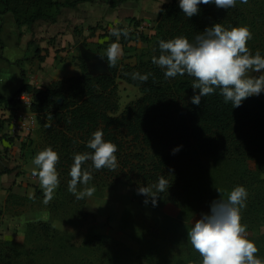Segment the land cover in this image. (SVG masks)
I'll return each mask as SVG.
<instances>
[{
	"label": "rangeland",
	"instance_id": "1",
	"mask_svg": "<svg viewBox=\"0 0 264 264\" xmlns=\"http://www.w3.org/2000/svg\"><path fill=\"white\" fill-rule=\"evenodd\" d=\"M169 2L127 1L116 8H110L107 0H91L79 3L75 8H61L54 22L37 20L32 25L22 27L16 26L12 15L8 14L0 20V38L4 43L3 51L0 50V75L7 77L9 84L6 86L9 90L15 85L14 77L20 69L24 70L26 82L29 83L30 79L36 87L51 86L53 80L81 73L78 57L82 58L92 75L107 73V63L103 56L109 45L117 39L111 35L113 28L128 33L119 38L122 48V55L116 63L119 69L124 64L149 62L154 55L151 48L159 10ZM141 24L143 28H140ZM37 49L40 53H35ZM115 82L118 110L114 115H118L140 98L142 92L139 86L118 76ZM255 96L264 101V92ZM10 109L32 115L35 124L29 133H14L8 123L6 126L3 120L0 121V160L5 162L1 169L4 171L0 172V176L3 175L0 177V239L14 241L19 247L29 249L37 242L35 236L27 235L26 225L43 221L65 235L62 242L64 255L60 256L59 264H80V261L105 264V260L112 257L104 250L81 247L80 243L89 233L105 235L123 244L129 251L123 254L124 249L120 250L122 255L118 260L123 261V264H179L186 257L198 253L190 242L185 241L187 231L195 220L210 210V206L203 210L189 207L183 212L181 207L168 199L167 189L157 195L155 206L150 196L138 194L140 187L154 185L157 181L146 179L136 166L143 165L145 171H150L152 164L166 153L161 142L155 141L145 146L124 131H116V139L120 142L115 154L117 167L115 170H98L92 174V180L87 185L78 184V190L95 187L91 197L80 200L68 191L71 165L64 158L65 153L53 148L59 153L56 168L60 183L53 191L52 198L45 203V191L39 178L33 175L36 167L33 158L39 151L51 146L44 131L46 119L38 118L28 107H22L19 101L15 108ZM61 161L63 165L59 166ZM197 163L191 162L183 168L194 184L188 192V201L191 202L193 197L211 187L216 189L218 198V189L225 196L231 191L226 180L219 178L222 173L224 177V172L226 175H234L238 171V168L233 169L234 164L223 163L213 157H202L199 160L200 167L196 166ZM262 166L263 169L253 161L245 171H260L258 176L264 179V163ZM167 172L172 180L178 182L177 169ZM145 200L148 202L145 203ZM81 210L90 214L88 221L80 223ZM262 234L264 214H259L255 225L247 228L246 235L249 238ZM38 243L42 245V241ZM199 257L200 254L196 260ZM53 259V256L48 255L45 264L53 263Z\"/></svg>",
	"mask_w": 264,
	"mask_h": 264
},
{
	"label": "trees",
	"instance_id": "2",
	"mask_svg": "<svg viewBox=\"0 0 264 264\" xmlns=\"http://www.w3.org/2000/svg\"><path fill=\"white\" fill-rule=\"evenodd\" d=\"M87 1L91 0H0V20L10 13L16 26L32 25L37 20L54 22L61 8H75L77 4ZM107 1L110 8H116L127 1L138 0ZM158 15L151 48L156 56L160 54L159 40L183 35L193 41L196 35L215 23L225 27L248 25L253 37L247 46L253 54L259 50L264 55V0H247L245 4L238 0L236 7L229 9L200 5V11L190 18L182 13L178 0H170L161 6ZM3 49L4 43L0 38V50ZM35 53L40 52L37 49ZM103 58L107 63V73L92 75L82 58L78 57L81 63L79 75L53 80L51 86L46 87H36L26 82L24 70L20 69L19 88L9 97L0 94V107L16 106L17 96L23 91L30 94V111L38 118L45 117L46 138L52 148L65 153L64 158L70 165L75 154L94 151L86 145L97 129H102L104 139L117 146L120 142L116 139V131H124L145 146L155 141L161 142L166 153L152 164L151 170L145 171L143 165L136 167L152 182L165 176L170 183L168 199L181 207L183 212L189 207L203 210L218 199L216 189L211 187L193 197L191 202L188 201V192L194 184L184 173V165L196 161V166L200 167L199 160L202 157H213L223 163L234 164L233 169L238 168V171L234 175H226L224 172V177L222 173L219 179L226 180V185L231 188L236 185L247 188L248 198L242 210V223L247 228L254 226L258 215L264 214V179L258 176L260 171L251 172L248 169L246 172L245 169L253 161L263 169L264 101L252 95L244 99L240 106L232 108L230 103L224 102L217 89L215 93L202 97L200 104L195 105L191 97L199 90L192 88L193 77L185 74L166 79L164 70L151 61L138 65L124 64L119 69L116 64L113 66L108 62L106 55ZM133 72L148 73L149 79L146 82L133 80ZM117 76L139 86L142 96L126 106L120 114L114 115L118 110ZM176 146H180L179 151L172 154ZM58 165L62 166L63 162ZM82 168L91 174L98 171L90 159ZM104 169L107 168L99 170ZM173 169L178 170V182L172 180L167 172ZM89 217L87 212L79 211L80 223L88 221ZM26 226L27 235L35 236L37 244L25 249L14 241L0 239V264H45L48 255L54 257V264H59L60 256L64 255L62 242L65 235L43 221L28 223ZM249 238L255 241L259 249L256 255L264 258V234ZM39 241H42V245ZM185 241L189 242L187 237ZM80 244L82 248L106 251L112 257L109 256L105 264H123V261L118 260L122 255L120 250L124 249L123 254L129 253L123 244L101 234L89 233ZM198 255L196 253L195 256L186 257L179 264H201L202 258L196 260ZM79 263L95 264V261Z\"/></svg>",
	"mask_w": 264,
	"mask_h": 264
},
{
	"label": "clouds",
	"instance_id": "3",
	"mask_svg": "<svg viewBox=\"0 0 264 264\" xmlns=\"http://www.w3.org/2000/svg\"><path fill=\"white\" fill-rule=\"evenodd\" d=\"M238 0H178L179 8L188 18L200 11V5H214L216 8L229 9L237 5ZM245 4L247 0H239ZM119 24V21L116 22ZM127 36V31L119 28L111 29V35L116 41L106 50L107 60L111 65L117 63L122 55L119 44L121 35ZM253 33L248 25L225 27L215 23L200 34L193 41L186 36H176L158 41L159 56L153 55L151 62L164 70V77L175 78L185 74L194 78L192 88L198 93L191 97V102L199 105L201 98L211 95L219 89V94L225 103L232 108L241 105L249 96L264 92V55L257 50L254 54L247 46ZM259 73V75H254ZM133 80L146 82L149 74L131 73ZM91 153H77L73 156V163L69 170L70 180L68 191L77 200L91 197L95 187L78 190L77 185H87L92 180L89 170L82 165L89 159L92 166L99 170L117 167V145L104 139L102 129L95 130L87 142ZM180 146L172 149V154L179 151ZM59 153L51 146L39 151L33 158V175L39 178L41 187L45 191V203L52 198V193L59 185V173L56 164ZM170 186L165 176L158 178L154 185L142 186L138 194L150 196L153 206L156 197ZM210 204V210L195 220L187 238L191 246L200 254L201 264H264V258L256 255L259 249L254 240L247 237V225L242 223V210L246 207L248 190L243 185H236L225 196ZM148 200H145L147 203Z\"/></svg>",
	"mask_w": 264,
	"mask_h": 264
},
{
	"label": "built area",
	"instance_id": "4",
	"mask_svg": "<svg viewBox=\"0 0 264 264\" xmlns=\"http://www.w3.org/2000/svg\"><path fill=\"white\" fill-rule=\"evenodd\" d=\"M144 25H140V28H143ZM17 100L19 101L20 105L22 107H28L30 108L31 104V95L26 92H21L17 96ZM31 112V111H30ZM32 115L24 114L21 111H15L11 115V128L14 130V133L16 131L29 133L31 132V129L33 127V124H35V121L32 120Z\"/></svg>",
	"mask_w": 264,
	"mask_h": 264
},
{
	"label": "crops",
	"instance_id": "5",
	"mask_svg": "<svg viewBox=\"0 0 264 264\" xmlns=\"http://www.w3.org/2000/svg\"><path fill=\"white\" fill-rule=\"evenodd\" d=\"M8 14H9V16H11L10 13H7V14H5L3 16V19ZM3 27H5V26L3 25ZM20 27H22V26H20ZM15 73H16V71H15ZM19 73H17L15 75V77H14V79H15V85H12V87H10L11 88L10 90L6 86V84H9L8 83L9 81H6L7 80V77H4V76H1L0 75V94L4 95L6 97H9V96L12 95L13 92H15L19 88V86H20V82H19V76H20V74ZM29 83L32 84V82L30 81V79H29ZM12 108H15V106H13ZM8 109H9L8 107H6L5 109H3L2 107H0V119H1L0 121L3 120V124L5 123V125L7 126V123H8L10 125L9 127H11V123H10V120H11L10 113H13V109H10V110H8ZM0 125H2V123H0ZM1 128H2V126H1ZM1 131H3V129H1ZM3 165H5V162H2L0 160V172L2 171L1 169H2ZM2 176L3 175H1L0 177H2Z\"/></svg>",
	"mask_w": 264,
	"mask_h": 264
},
{
	"label": "water",
	"instance_id": "6",
	"mask_svg": "<svg viewBox=\"0 0 264 264\" xmlns=\"http://www.w3.org/2000/svg\"><path fill=\"white\" fill-rule=\"evenodd\" d=\"M61 100L59 99L58 102H60Z\"/></svg>",
	"mask_w": 264,
	"mask_h": 264
}]
</instances>
